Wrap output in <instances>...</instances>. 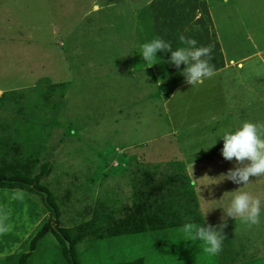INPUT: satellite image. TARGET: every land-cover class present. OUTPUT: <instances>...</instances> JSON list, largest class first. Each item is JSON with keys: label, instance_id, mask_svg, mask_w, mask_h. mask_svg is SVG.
Listing matches in <instances>:
<instances>
[{"label": "rangeland", "instance_id": "1", "mask_svg": "<svg viewBox=\"0 0 264 264\" xmlns=\"http://www.w3.org/2000/svg\"><path fill=\"white\" fill-rule=\"evenodd\" d=\"M189 1L185 10L191 9L186 12L191 13L192 21L198 9L204 17L193 22L187 36L197 35L198 24L208 30L205 39L214 43L218 62L220 36L236 59L241 53L264 50V0ZM110 2L113 7L107 6ZM134 3L0 0V137L25 150H38L40 163H50L52 170L41 183L56 194L62 226L79 225L99 213L102 219L104 215L112 218V214L114 221H120L135 212L145 197L138 194L139 175L136 179L134 169L148 166L156 183L170 179L180 171L177 163L183 162L190 148H209L191 127L222 111L204 109L211 101L210 93L200 86L203 84L191 87L182 72L164 78L168 72L149 76L142 71L141 63L146 62L141 61V41L135 29L139 2L136 7ZM95 4L101 6L100 11L92 9ZM208 5L214 7L213 13L208 12ZM187 20L176 17L171 21L180 25L172 30L173 37L185 35ZM207 21L210 23L204 26ZM157 54L158 62H164L165 53ZM263 59L264 51L252 54L241 72L264 77ZM234 68L223 69L220 75L228 92L234 86L227 84ZM259 79L252 76L246 81L256 87ZM159 82H165V87H155ZM261 95L254 93L250 100L257 105L263 102L259 101ZM221 96L220 89L212 101L222 104ZM230 97L238 102V97ZM212 163L221 162L212 156ZM222 169L211 164L208 172H197L198 202L203 214L209 210L205 218L213 226L223 223H216L214 214L221 212L224 217L222 207L230 204L231 191L242 186L224 179ZM39 170L37 166L36 172ZM250 180L242 190L264 194V177ZM0 215H7L10 225L0 234V264H18L20 253L29 249L31 238L49 213L40 195L0 188ZM175 228L85 241L78 245L79 259L82 264H117L140 257L143 264L183 262V250L193 241ZM226 228L232 234L230 245L242 242L251 248L254 236L262 237L263 215L260 224L252 227L227 219ZM172 231L175 234L169 237L167 232ZM59 244L49 234L27 264H66ZM197 256L209 254L202 248Z\"/></svg>", "mask_w": 264, "mask_h": 264}, {"label": "crops", "instance_id": "2", "mask_svg": "<svg viewBox=\"0 0 264 264\" xmlns=\"http://www.w3.org/2000/svg\"><path fill=\"white\" fill-rule=\"evenodd\" d=\"M134 1H135L134 5L135 4L137 5V3L139 2L137 7L135 5L136 7L135 15H136V23H137L135 29L137 33V38L140 39L141 41V45L145 42L152 40L156 36H160L165 40L172 41V43L174 39L176 44L172 45L173 49L174 48L176 49V46L181 47L183 45L180 43L179 37L175 38L173 37L172 34V30L180 25L178 22L175 23L174 21L171 23V21L175 20L176 17L180 19H182V17L183 19L188 17V20L186 21L187 25L184 26L183 24L184 26L183 31H185V36H187L188 30L191 27H193V22L195 20L196 21L201 20L204 17L202 11L198 9L197 14L194 16L193 18L194 20L192 21L191 13L186 12V11H190L191 9L185 10L186 8L189 7V5H191L189 0H134ZM107 6L113 7V2L107 3ZM92 9L95 10L98 9V11H100L101 6L95 4ZM208 9H209L208 11L209 13H213L215 11L214 7H211L210 5H208ZM204 13L207 14V12ZM209 23L210 22L207 21L203 25L207 26ZM196 30H198L197 35L192 38H195L198 41L197 46H208V45L214 46V43H210L208 39L207 40L205 39L206 35L208 34V30L202 28L200 24L197 25ZM196 30H194V32ZM218 38L219 40H217V43H219V47H220L219 57L221 61L220 62L217 61L216 49L213 47L211 63L215 66L216 74L211 78L205 79L204 82L202 83L203 85L200 86H203L206 89L207 93L208 94L210 93L211 96L210 103L205 104L204 109L215 108L222 111L218 115H213L209 118H206L205 120H202L201 122L196 123L193 127H191V129L193 130L196 136H197V131L199 132L198 138L201 139L203 145L205 144V142L209 143L208 145L209 148L202 149L201 151H194L191 150L190 148L188 150V154H186L183 160L185 169L187 168L186 171L191 179V184L193 186L192 188L196 193L197 200L199 199L197 191H199L198 187L200 185V181L197 174L198 171L208 172L210 170L211 164L223 166L224 169L222 170L226 172L229 169L234 168L236 166L235 158L232 161H228L223 157L222 148L224 145V140L221 136L227 131H234L246 120L264 122V77L258 75V73L256 72H246L245 75H244L245 72H241L242 69H244L245 67L244 66L245 61L249 56H251L256 52L261 53L264 50L260 49L251 54L241 53L240 55L237 56L236 59L231 55L230 51L224 46L223 43L225 42L223 38H221V36ZM160 52L162 51H158L157 53ZM163 53H165L164 62L159 63L158 61L160 60L156 59L157 63L153 64L152 66H148L146 63L145 64L141 63V68H144L142 69V71L149 72L148 74L149 76H154L156 74L155 72H168L164 78L166 77L172 78L174 72H182L183 68L186 67V65L182 64L178 69L174 64L169 62L171 58V52H163ZM141 61L146 62L144 59H142ZM232 68L235 69V72L234 71L231 72L230 77H232V79L231 81L227 80L228 81L227 84L231 83V86L232 85L234 86L229 88V92H228L225 91L227 86L224 83H222L224 79H222L220 75H223L224 73L222 72L223 69H232ZM252 76H259L260 78L257 82L259 84L257 83L255 84L256 87H254L253 84L246 81V78ZM212 81H220L221 83L217 85H209V83ZM163 85H165V82L162 84L159 82L155 85V87L158 86L165 87ZM205 86H209V87H205ZM200 89L203 91L202 87H200ZM220 89H221V94L223 96V97L221 96L223 101L222 104L219 105L217 102L212 101V96L217 95ZM0 91L2 90L0 89ZM170 91L171 90H167V92ZM198 92H199V86H198ZM254 93L257 94L262 93L259 101H263V102H259V104L256 105L255 101H251L250 96H252V94ZM230 96L238 97L239 98L238 102H235ZM212 156L217 158L221 163H212ZM203 168H209V169H203ZM224 182L229 183L230 181L224 180ZM205 189H210V188H205ZM199 208L201 211V215L204 216L200 203H199ZM220 213L221 212H218L213 216V220L216 223L223 222L222 220L223 216H221ZM261 214L263 215V228H262L263 234L262 237L259 239L257 235L254 236V238L252 239L254 243L253 247L245 248L242 242H239L238 244L230 245L228 242L232 238V234L229 231V229L225 227L223 229V232L226 238L225 241L223 242L222 251L218 255L215 256L209 255L206 257L197 256V253L203 247L200 241H196L193 242L192 245H190L188 248H186V250H183L185 254V258H184L185 261L182 262L183 260L182 259L180 261L175 262L174 264H264V210H262ZM227 219H231V217H228ZM204 220L205 221L196 224L199 225L205 224V226L209 224L206 218H204ZM175 229L180 231L182 227ZM174 234H175L174 231L167 232V235L169 237L170 235L173 236ZM259 240H261L262 242L261 244L259 243L260 242Z\"/></svg>", "mask_w": 264, "mask_h": 264}, {"label": "trees", "instance_id": "3", "mask_svg": "<svg viewBox=\"0 0 264 264\" xmlns=\"http://www.w3.org/2000/svg\"><path fill=\"white\" fill-rule=\"evenodd\" d=\"M38 156V150H25L21 144L15 145L13 141L0 137V188L21 189L40 195L49 213L46 222L31 238L29 249L20 253L18 264H27L40 242L49 234H53L60 242L59 248L66 264H82L78 254V245L82 242H101L124 235L181 227L186 222H203L190 176L184 163L178 162L177 169L180 171L161 183H156L155 174L146 168L148 166L140 165L135 169V178L139 175L136 186L140 191L138 194L145 200L135 212L128 213L122 220L114 221L116 218L112 214H109L112 218L104 215L102 219L99 213L79 225L62 226V210L56 194L41 183L52 167L47 161L40 163ZM37 166L40 170L36 172ZM143 261L140 257L117 264H143Z\"/></svg>", "mask_w": 264, "mask_h": 264}, {"label": "clouds", "instance_id": "4", "mask_svg": "<svg viewBox=\"0 0 264 264\" xmlns=\"http://www.w3.org/2000/svg\"><path fill=\"white\" fill-rule=\"evenodd\" d=\"M179 41L183 46L173 49L171 41L156 36L141 45L140 53L146 64L152 66L157 63L158 51L171 52L169 62L178 69L182 64L186 65L182 75L191 87L202 84L205 79L216 74L215 66L211 63L214 46H197L198 41L195 38L187 37L183 33L179 35ZM221 137L224 140L223 157L228 161L235 158L236 162L234 168L222 174L224 179L244 186L251 182L250 177H264V122L246 120L234 131H227ZM242 186L231 191L230 204L222 207L225 212V216L222 217L223 223L205 226V224L186 222L181 231L187 240L200 241L203 251L215 256L222 251L226 238L223 229L227 225L228 217L236 221L240 220L249 227L259 225L261 213L264 210V194L242 190ZM208 211H205L204 218ZM7 219V215H0V234L7 232L10 228V225L6 223Z\"/></svg>", "mask_w": 264, "mask_h": 264}]
</instances>
